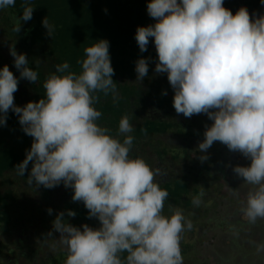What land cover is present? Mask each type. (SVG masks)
<instances>
[{
    "label": "clouds",
    "instance_id": "9594fccd",
    "mask_svg": "<svg viewBox=\"0 0 264 264\" xmlns=\"http://www.w3.org/2000/svg\"><path fill=\"white\" fill-rule=\"evenodd\" d=\"M13 6L15 0H0V9ZM146 9L155 23L138 26L135 40L145 52L152 38L154 71L167 74L175 112L186 118L205 114L212 121L197 144L198 159L206 160L204 153L217 141L249 159L247 166L233 167L247 187L242 211L252 223L264 220V14L250 16L245 7L233 14L224 0H149ZM33 10L24 6L14 32L20 31V20L32 19ZM42 26L51 37L54 25L47 16ZM84 53L79 73L66 61L56 65L43 83V97L23 107L14 103L19 79L7 65L0 68V125L11 110L33 138L17 172H28L29 185L70 187L72 201L82 202L88 218L99 221L97 228L76 227L64 222L76 212L57 213L52 229L67 249L64 264H183L180 241L191 223L179 209L163 214L169 193L156 179L158 169L130 156L129 116L118 123L122 140L97 123L102 113L95 94L108 95L117 84L109 42L99 39ZM9 54L20 78L37 83L39 74L26 55L13 45ZM149 60L135 62L137 83L148 76Z\"/></svg>",
    "mask_w": 264,
    "mask_h": 264
},
{
    "label": "crops",
    "instance_id": "0c3cea01",
    "mask_svg": "<svg viewBox=\"0 0 264 264\" xmlns=\"http://www.w3.org/2000/svg\"><path fill=\"white\" fill-rule=\"evenodd\" d=\"M123 1L131 5V0ZM148 2L149 0H141L145 16L148 15ZM30 6L34 8L32 19L20 20V31L17 33L13 31L15 23L7 25L4 40L6 48L13 45L18 54L26 55L29 67L39 74L37 83L21 79L19 71L14 67V58L9 59L0 48L3 52L0 51V68L7 65L19 79L18 91L14 93V103L19 107L43 97V83L49 74L55 72L57 65L56 55L51 52L52 45L48 38L39 42L26 38L36 27V8L35 5ZM224 7L233 14L240 7L247 8L250 16L253 13L257 16L264 14L261 0H224ZM14 13H17L15 9ZM21 15L17 13L16 17ZM126 44L134 47L137 45L134 30ZM147 49L145 58L151 57L147 77L137 83L136 60L131 59V65L117 74L119 87L114 92L108 95L95 94L99 97L95 107L102 113L97 123L109 129V134L120 140L123 137L118 134V123L124 115L129 116L133 126V132L129 135L144 126L148 129L134 139L130 156L141 157L151 168L159 170L160 175L156 179L160 187L169 193L163 214L171 215L179 209L185 220L191 223V228L185 229L180 241L183 264H216L213 258L216 257L218 243L232 232L233 225L250 226L264 221L258 219L252 223L243 211L240 212L247 187L241 186L243 178L234 173L233 167L247 166L250 160L239 152L229 151L218 141L204 153L206 160L198 159L201 153L196 151L197 144L203 140L205 127L210 126L212 121L205 114H194L191 118H186L175 112L172 105L174 92L167 74H156L154 71L157 55L152 38H149ZM151 53L154 55L149 56ZM164 92L167 94L164 95ZM120 111L125 114H116ZM9 112L13 113L11 110ZM13 115L15 134L19 131L25 138V141H16V149L23 155V161L33 138L21 130L17 114ZM8 122L12 124L11 119ZM243 160L247 161L246 164H243ZM31 166L30 163L29 171ZM27 175L28 172L25 176L19 175L15 168L5 171L0 179V188L6 198L2 211L6 219L0 224V237L8 248L7 257H3L4 264H64L67 249L60 243L59 234L52 229V221L57 213L66 210L76 212L74 217L65 215L64 221L76 227L88 224L97 228L99 221L88 218V210L82 202L72 201L73 192L70 187L65 188L61 184L47 189L35 184L29 185ZM24 196L28 198V202L21 201ZM48 208L53 210L51 215L46 211ZM238 227L236 233L239 232ZM50 231L53 235L47 236Z\"/></svg>",
    "mask_w": 264,
    "mask_h": 264
},
{
    "label": "trees",
    "instance_id": "16d2710c",
    "mask_svg": "<svg viewBox=\"0 0 264 264\" xmlns=\"http://www.w3.org/2000/svg\"><path fill=\"white\" fill-rule=\"evenodd\" d=\"M131 5L123 0H15L17 13L24 11V6L35 5L36 27L26 38L33 42L43 41L46 38L51 42L52 54L56 55V62L62 64L68 62L70 71L79 73L80 63L84 57V49L91 46L99 39H106L109 42V54L111 66L114 69L112 79L119 87L116 76L131 65V59L145 58V52H140L138 45L128 46L131 31L138 26H145L146 23L154 24L150 16H145L141 0H131ZM106 10V11H105ZM47 16L50 24L54 25V31L49 37L47 30L42 26V19ZM146 18V19H145ZM148 50V49H147ZM156 54V51H155ZM150 54L149 56H153ZM121 112V113H120ZM116 114H125L120 111ZM13 113L8 112L6 124L0 125L4 129L0 132V141L7 137V131L14 128L12 120ZM12 124L10 125L8 121ZM22 130V128H21ZM23 131V130H22ZM148 129L141 127L136 133L131 134L134 139ZM18 141H25L24 135L18 131ZM23 155L14 148H6L0 173L20 163ZM3 198H0L2 201ZM0 218L5 222L3 203H0Z\"/></svg>",
    "mask_w": 264,
    "mask_h": 264
},
{
    "label": "flooded vegetation",
    "instance_id": "af4514ba",
    "mask_svg": "<svg viewBox=\"0 0 264 264\" xmlns=\"http://www.w3.org/2000/svg\"><path fill=\"white\" fill-rule=\"evenodd\" d=\"M17 13H14V7H8L5 9H0V48L9 53V46L6 48L4 36L6 35L7 29L6 26L9 24L15 23V18ZM1 49V50H2ZM0 50V51H1ZM7 51V52H6ZM2 52V51H1ZM3 53V52H2ZM8 58L11 59L12 56L7 54ZM14 115H12L13 118ZM4 129L0 126V132H3ZM15 128L9 129L7 131V137L3 140V136L1 137L2 141H0V166L4 156V150L6 148H14L16 149V141L17 133L15 134ZM247 162V161H246ZM243 160V164H246ZM15 169L12 167L7 170ZM4 170L0 173V179L2 174L7 171ZM11 195H14L13 193ZM0 198H3L0 203H5V196L2 193V188H0ZM1 206V205H0ZM243 207V205H242ZM242 212V209H240ZM238 218V216H237ZM262 220V219H261ZM0 218V224L1 223ZM264 221H259L254 225L248 226L247 224H243L241 226L235 225V229L238 227L239 232L236 233V230L232 229L230 234H227L223 237V239L218 243L215 253L216 257L213 258L216 264H264V248H261L260 245L264 244ZM7 246L4 244V241L0 237V264H4V255L7 257L8 251ZM214 251V249H213Z\"/></svg>",
    "mask_w": 264,
    "mask_h": 264
},
{
    "label": "rangeland",
    "instance_id": "374dc122",
    "mask_svg": "<svg viewBox=\"0 0 264 264\" xmlns=\"http://www.w3.org/2000/svg\"><path fill=\"white\" fill-rule=\"evenodd\" d=\"M7 52V51H6ZM7 54H9L8 52H7ZM21 201H27L28 202V198L27 197H22V200ZM233 227H234V230H236L235 229V225H233ZM28 238V237H27ZM7 242H9V241H7Z\"/></svg>",
    "mask_w": 264,
    "mask_h": 264
},
{
    "label": "water",
    "instance_id": "95a60500",
    "mask_svg": "<svg viewBox=\"0 0 264 264\" xmlns=\"http://www.w3.org/2000/svg\"><path fill=\"white\" fill-rule=\"evenodd\" d=\"M180 115H182V114H180Z\"/></svg>",
    "mask_w": 264,
    "mask_h": 264
}]
</instances>
